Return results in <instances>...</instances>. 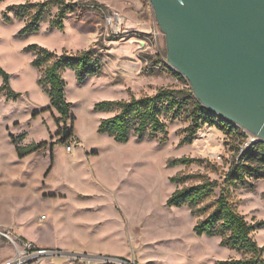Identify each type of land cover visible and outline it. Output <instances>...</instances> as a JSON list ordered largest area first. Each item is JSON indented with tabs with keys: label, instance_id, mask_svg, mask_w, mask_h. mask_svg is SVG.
<instances>
[{
	"label": "rangeland",
	"instance_id": "1",
	"mask_svg": "<svg viewBox=\"0 0 264 264\" xmlns=\"http://www.w3.org/2000/svg\"><path fill=\"white\" fill-rule=\"evenodd\" d=\"M27 1L44 0L0 2V64L10 74L12 89L21 94L18 98L0 95V230L10 232L17 244L31 241L28 236L58 246L84 244L96 253L49 246L65 256H120L138 264H218L240 258V253L221 244L220 237L198 235L194 227L199 217L188 206H169L167 200L176 188L206 178L216 183L212 197L216 199L232 164L259 142L257 138L216 115L224 130L205 123L192 143L181 144L191 123L187 111L176 118L170 113L163 117L168 127L165 141L162 135L139 140L132 134L127 142H118L98 131L101 119L116 113L95 110L99 101L129 100L153 95L162 87L190 86L185 77L176 76L167 60L165 34L150 1L121 8L118 0H97L108 8H81L67 16L63 30L50 26L57 11L52 8L38 33L19 36L25 20L7 12V6ZM105 1L117 5L113 8ZM113 11L123 15L127 32L116 34L108 25L106 17ZM5 12L10 21L5 20ZM31 44L57 54L91 48L102 63L100 74L82 82L74 70H64L75 121L72 130L68 120L63 136L58 134L63 123H56L57 110H44L51 102L39 83L44 69L32 65L35 54L27 49ZM69 135L77 142L72 153L66 150ZM33 143L46 145L20 158L16 145ZM180 157L199 161L169 165ZM178 175L186 176L185 181L172 182ZM247 181L230 185L231 200L250 222L264 220V176H250ZM16 226L27 236L19 235ZM254 237L264 246V227ZM16 249L13 240L0 234V264ZM43 264L82 263L60 258Z\"/></svg>",
	"mask_w": 264,
	"mask_h": 264
},
{
	"label": "trees",
	"instance_id": "2",
	"mask_svg": "<svg viewBox=\"0 0 264 264\" xmlns=\"http://www.w3.org/2000/svg\"><path fill=\"white\" fill-rule=\"evenodd\" d=\"M87 6L108 8L97 0L86 2L44 0L12 4L7 6V12L11 11L17 18L25 20L24 26L18 32L19 36H25L40 31L41 22L52 8H56L57 11L50 19V26L63 30L67 16ZM7 12H5L4 18L10 21L11 17ZM27 49L35 54L32 65L44 69L39 83L51 102V106L44 110L51 108L57 110L59 115L55 117L56 123L58 126L63 123L58 134L63 136L68 131V120H71L72 130H74L75 121V116L72 113L73 104L66 97L67 83L63 76L64 70H74L77 79L82 82L89 76L100 74L102 63L95 57L91 48L77 53L64 51L62 54H57L38 44H31ZM0 76L3 78L0 95L6 93L8 98H18L21 94L12 89L10 74L1 64ZM176 76L181 80L184 78L179 72H176ZM190 105L191 109H189ZM94 109L101 112H116L112 116L101 119L98 131L109 134L118 142H127L132 134H135L139 140L162 135L163 141H165L168 127L163 117L170 113L172 117L176 118L183 111L189 112L191 123L185 129L186 135L182 138L181 144L192 143L194 136L205 123L224 130L223 125L216 122V115L196 99L190 86L180 89L162 87L153 95L133 96L129 100H102L95 104ZM69 136V139L65 140L66 143L74 140L72 135ZM45 145L46 143H33L28 146L16 145V150L18 156L24 158L37 152ZM197 161L199 159L180 157L171 160L169 165H188ZM262 170H264V142H256L243 151L238 161L232 164L216 199H212L216 183L206 178L199 183L176 188L167 200L169 206H188L192 214L199 217L194 227L198 235L220 237L223 246L242 255L240 258L221 260L218 264H264V246H260L254 237V232L264 227V220L257 222L247 220L231 200L230 195V185L236 187L240 184L246 185L248 177L264 176V173H261ZM185 177L178 175L172 177L171 180L174 183H182L185 181Z\"/></svg>",
	"mask_w": 264,
	"mask_h": 264
},
{
	"label": "water",
	"instance_id": "3",
	"mask_svg": "<svg viewBox=\"0 0 264 264\" xmlns=\"http://www.w3.org/2000/svg\"><path fill=\"white\" fill-rule=\"evenodd\" d=\"M196 99L264 142V0H149Z\"/></svg>",
	"mask_w": 264,
	"mask_h": 264
},
{
	"label": "built area",
	"instance_id": "4",
	"mask_svg": "<svg viewBox=\"0 0 264 264\" xmlns=\"http://www.w3.org/2000/svg\"><path fill=\"white\" fill-rule=\"evenodd\" d=\"M106 20L114 33L119 34L128 31L124 23L123 15L120 14V12H111L106 17ZM76 145V140H72L67 143L66 150L72 153L75 151ZM0 234L13 240V242L17 245L14 256L2 262L1 264H43L47 260H55L60 258H64L71 262L80 261L82 264H138L134 259H127L120 256L102 255L98 256L97 258H93L80 253H72L68 256H65L62 251L57 248L40 246L31 241H24L23 243L17 244L8 231L0 230Z\"/></svg>",
	"mask_w": 264,
	"mask_h": 264
},
{
	"label": "crops",
	"instance_id": "5",
	"mask_svg": "<svg viewBox=\"0 0 264 264\" xmlns=\"http://www.w3.org/2000/svg\"><path fill=\"white\" fill-rule=\"evenodd\" d=\"M106 2V1H105ZM118 2L119 3H117L121 8H124V7H127L128 5H130V4H135V5H137V6H140V4H141V0H124V1H120V0H118ZM107 4H109L111 7H113V8H115V5H117V4H114V3H112V4H110V3H108V2H106ZM112 116V115H111ZM16 232L19 234V235H21L22 237H26L27 235L26 234H24V233H22V230L20 229V226H16ZM27 238H29V240H31V241H33V242H35L37 245H40V246H54V247H60V246H67L69 249H75V251H80V252H88V253H92V254H94L95 252L94 251H92L91 249H90V247L88 246V245H84V244H62V245H56V244H44V243H39L38 241H36V240H34V239H32V238H30V237H28L27 236ZM96 254V253H95Z\"/></svg>",
	"mask_w": 264,
	"mask_h": 264
},
{
	"label": "bare ground",
	"instance_id": "6",
	"mask_svg": "<svg viewBox=\"0 0 264 264\" xmlns=\"http://www.w3.org/2000/svg\"><path fill=\"white\" fill-rule=\"evenodd\" d=\"M253 139H254V137H253Z\"/></svg>",
	"mask_w": 264,
	"mask_h": 264
}]
</instances>
